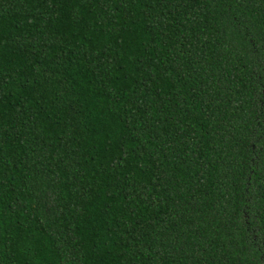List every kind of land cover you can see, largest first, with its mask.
Masks as SVG:
<instances>
[{
  "label": "trees",
  "instance_id": "obj_1",
  "mask_svg": "<svg viewBox=\"0 0 264 264\" xmlns=\"http://www.w3.org/2000/svg\"><path fill=\"white\" fill-rule=\"evenodd\" d=\"M0 264H264V0H0Z\"/></svg>",
  "mask_w": 264,
  "mask_h": 264
}]
</instances>
